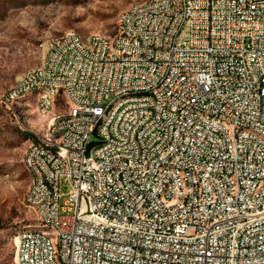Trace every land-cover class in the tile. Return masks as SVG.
I'll return each instance as SVG.
<instances>
[{"label":"built area","instance_id":"1","mask_svg":"<svg viewBox=\"0 0 264 264\" xmlns=\"http://www.w3.org/2000/svg\"><path fill=\"white\" fill-rule=\"evenodd\" d=\"M29 97L48 126L15 264H264V0H145L114 37L50 36L0 103Z\"/></svg>","mask_w":264,"mask_h":264},{"label":"rangeland","instance_id":"2","mask_svg":"<svg viewBox=\"0 0 264 264\" xmlns=\"http://www.w3.org/2000/svg\"><path fill=\"white\" fill-rule=\"evenodd\" d=\"M145 0H0V92L20 75L40 65L46 40L67 30L84 39L94 33L114 37L119 13ZM65 109L60 97L56 112ZM48 123L35 98L11 107L0 103V264H15L16 236L26 227H38L36 213L25 202L31 174L24 159ZM60 202L69 199L71 186L61 180Z\"/></svg>","mask_w":264,"mask_h":264},{"label":"bare ground","instance_id":"3","mask_svg":"<svg viewBox=\"0 0 264 264\" xmlns=\"http://www.w3.org/2000/svg\"><path fill=\"white\" fill-rule=\"evenodd\" d=\"M44 120H46L47 121V118H44ZM48 122V121H47ZM16 242H17V237H16Z\"/></svg>","mask_w":264,"mask_h":264}]
</instances>
